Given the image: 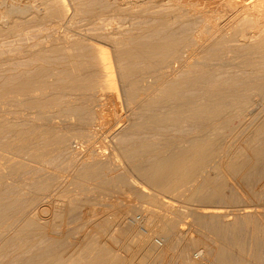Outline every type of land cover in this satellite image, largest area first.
<instances>
[{"label": "bare ground", "instance_id": "obj_1", "mask_svg": "<svg viewBox=\"0 0 264 264\" xmlns=\"http://www.w3.org/2000/svg\"><path fill=\"white\" fill-rule=\"evenodd\" d=\"M66 1H69L70 2V5L69 6H71L72 8L71 7L68 8V5H66ZM104 1L106 3L107 2L108 3L110 2V4L104 5V3H105ZM96 2H98V3L100 2L101 4L98 5V3L96 4ZM70 10L72 11V15H73L74 18H77V17H83V18L85 17V18H87L86 21H88L89 23H91V26L93 24V27L92 28H94V26H96L95 24L99 20L102 21V18L103 17L110 16V15H113V17H117L116 15H119V14L122 15V14H125V13L126 14H128V13H131V14L132 13L133 14L136 13V14H134L136 16L137 15V12L136 11H138L139 12V16H137L136 18H138V20L139 19H141V20H139V22L136 23L138 25L134 24L136 27L133 28V26H131L133 28V30L131 29V27H129L130 28L129 30H128L127 26L124 27V30L126 32L128 31V34L126 35V33L125 34L123 33L125 37L123 36L122 39H120L119 37H115L117 35H115V36L113 35L115 37L114 38L112 36L113 30L111 32L112 33L111 34V37H110V32L109 31H108L109 34L107 32H105L106 30L104 31L105 33L102 31V33L105 34V37L106 36H109L111 39H112V37L115 39V41H114V39H113V41H109L110 39L108 37H106L107 39H105L106 41L109 39L106 43L108 44V42H111V43H109V45L111 44L113 46V48L116 49L115 50V56L113 57V59L115 61L113 66H112L113 62L111 61L108 52H106L105 50H103V48L98 47V46H100L98 44H97L98 46H96V47H95V45L93 47H91L92 49L89 48V46H88V48H89L88 49L87 46H86L87 51L81 52L82 51V47H80L81 45H79V41H73L72 38H71V41H70L69 40V37L66 34H64V36L63 35L62 36H59V38H57L58 37L57 36L56 39H55V37H53L54 38L53 41H52L53 43H51V44H53L54 46H59V47H61V49H63V48H65V49H72V50L75 49L73 51V53H72L71 50H70L71 52L70 51L68 52V51H65L64 50L65 52H67L66 54L70 53L69 54L70 56L68 57V59L70 61L67 59V56L68 55H65L66 57H64L66 63H67V60H68V62H70L71 64H73V68H74L73 69L70 66L69 72H71L70 69H73V71L79 70V68L81 67V65L84 64V70H86V71L88 70V72L90 71L89 74L87 73L88 76L85 77V73L86 72L84 73V75H80V73H81L80 70L82 68H80V70L78 71V73L71 72V74H69V72L67 73V70H66L67 67H66V68H63V69L66 70L65 73H64L65 70L61 69V70H63V72L61 71V73H64L63 75H65L66 73L69 74V75H72V73H73L75 75V73H76V75H80V76L77 77V79L79 77L81 79V76H83L82 77V80L83 81L80 82L78 80V81H75L76 83L75 82L73 83V81H72L71 84L69 83L70 84L69 86H65L62 82H61V84H63L64 86H61L59 84V82H58L59 85L56 84V86H54L55 83H57L56 81L53 82L54 84H51L49 82L50 85H48V86H50V87H51V85L54 86V87H58L59 86V93H60L59 95L62 94V95H64V97L69 96V97H71V101L70 100L66 101V99H65L66 102L63 103V99L64 98H61L62 100L61 99H59V100H61L62 103H60V101H58L60 103V104H58V102L55 101L57 99L56 98L54 99V96L53 97H50L49 96L50 98L54 99V102H52V100H49L50 98H48V97L47 98L44 97V98H46V99H44V100H46L45 102L43 100L44 103L43 102L42 103L36 102V101H34L35 100V95H33V94H35L37 92L36 91L37 90L36 89L37 88L36 87L37 84H36L35 87H33V89H32V87H29L28 85L27 86L24 85L23 88L19 87L21 89L18 88V90L16 91V94L14 95L15 97H10L11 94L10 95L8 94L9 95V97H7L8 99L6 98L7 95L0 96L2 98L5 97L3 102H6V105L7 106L11 107L10 106V104H11L15 108H17V107H19V108L23 107V109L24 110L26 109L25 111L27 112V109L30 111L33 108L34 109L32 111H34L35 108H38V105L40 104V105H43L44 107H46L48 109L55 110V112H53L51 114L47 113V114H49V117L47 118L48 120L45 119V120H47V122H45L44 120H41L42 119L41 117H42L43 112H42V114H40V112L38 113V111L40 109L42 111V108H44V107H42L39 110H37L36 113H37V115H39V114L41 115V117H39V119L42 122L48 124V123H52L53 122V119H56V120L59 119V121L63 124L65 122L72 121V119L74 120L75 118H79L80 120L82 119L80 121V126L82 128H84L86 131H88V132L90 131V133H93V135H94V133L96 134L97 132H99V130L102 129L100 127V125H102L101 123L103 122V120L106 121L105 119H107L106 118V114H108V113L104 112V109H103L104 102L102 104H100V103L102 101H104V99L106 100V98H105V96H106L105 91L106 90H109L110 91V89H111V91L114 90L112 92H114L117 97L114 96L113 93H111V94H113V96L115 98H117L116 100H118V101H120L119 100L120 97H121L120 94L122 93V96L125 99V102L127 104L125 102H123V103H125L128 106L127 107L126 105H123V103L122 104L120 103L121 105H123L122 106L123 108H124V106H126L127 108H129V106H130L129 109H133L136 112L138 111V113H136L134 111L133 112H130L131 114L132 113L133 114L134 113L135 114H138V116L140 118L143 116L142 117L143 118L142 121H141V119L139 117L136 116L137 118H136L135 121H137L138 123L133 122V123H136V127H135V130L136 131L143 130V131H141V134H142V132H144V129H141L143 127L144 128L145 127L146 128L147 127H150V128L155 127L152 130H154V129L156 130L157 128L159 130V126L162 128L165 125H169V127H170V125L171 126H174L175 124L176 125L184 124L185 121H186L185 122V124H186V123H189L190 120L192 122V120H194V119H196L198 121L199 120L202 121V123H204L203 124V127H199V129L201 128V130L199 132L196 130L198 133L195 134V135L192 133L193 135H191V136H188L187 135L186 137L183 136L181 138H176L177 137L176 136L175 137V140L174 139L171 140L172 139L171 135L169 136V138H171L170 140H165L164 139L165 136H161V137H163L161 139L162 140L163 139L165 140V141L163 140V142H162V140L161 141L158 140L159 142L156 140L157 141L156 142L153 139V137H152V140L150 139L151 137L150 138L147 137V139L144 137L146 139V141L142 140L141 141L142 143L141 142L140 143H137V144H135V145L127 148L126 150L124 149V147H127V146L126 145L124 147L122 146V148H123L122 149L123 151L121 152L122 153V157H125L128 160L131 159L132 157H134L135 160H133V159L130 160V161L134 162V165H136V160H137L136 157L137 158H140V161L143 160L142 161L143 164H142V162H141V164H139L137 162L138 168H136L137 167V165H136V167H135L136 170H135V168H132V169H133V171L138 172L140 174V176L142 177V179L144 178L146 180V183L143 180L142 181L148 186L149 189L152 190V194H150L149 195V198H147V199H149L152 204H155V203L158 204V202H160L163 207L164 206L165 207L166 206H170L169 205V203H170L169 201L170 200L169 201H167V199L164 200L167 195H172V198L173 199L176 198L175 195L176 196L178 195L177 196L178 197L177 200H178L179 197H180L179 195H182L181 193H183L182 191H186L187 192V190H188V193L189 194L187 195L185 193L186 195L185 196H182V197H184L183 198V200H184L183 202L185 204H187V205H190L191 207H192L193 203H195V202L201 203L203 205V204L212 203V201H214L215 199H217L220 196V193H221V187H220L221 185L220 186L219 185L217 186V183H216V185H214L216 187H214L212 185V179L210 178L211 177L210 175H208L210 177H208L207 175L206 176L205 175L202 176L203 175L202 172L208 167V164L210 162L219 160V161L213 162L214 166L217 165L218 167L217 166L216 167L219 168V170H221L220 171L221 173L224 172L228 176H233L236 173L247 172V171H250V170L254 169V166L257 163H260L261 161L264 160V143H262L263 145H261L260 147L259 146L258 147L255 146L254 147L255 141L257 142L256 139H259L258 136L260 134H263V136H264V133H262L264 131V125L257 127V129H255L256 128L255 127L254 128L255 130H252L251 129L254 132H252L253 134H250V133L249 134L250 135H253V136L248 135L250 137L249 138L246 137V139L248 138L247 140L244 139V140H246V147L242 149L239 146V148L241 149L240 150L241 152H238V153H235V154H231L230 151H229L230 149L227 150V148H229L230 145L229 146L227 145L226 148L224 147L225 148L224 150L218 149L219 148L218 145L220 146L223 143V141H224L223 139H225L224 138L225 135L230 140V142H229V140L226 138L227 139V142H229L230 144H232V143L234 144L237 141L236 139L240 138L241 136L244 137L243 134H246V130L249 131L250 128H253L254 127L253 126L254 124L252 125V122L253 121H251L252 118H250V116H249L250 113L249 114L247 113L250 108L253 109V106L250 107V103L251 102L250 103L249 102H244L245 100H242V99H245L246 98V99H249L248 101H250V97L249 96L253 95V94H250L252 91L256 92L257 95L256 94L255 95L257 97L260 96V99H264V0H0V35H2L4 33V30L6 29L5 26H7L8 29L10 28L12 30V31L10 30V32L13 33L14 30H16V29L19 30V28L21 26H23V25H30V24H34V23H37L38 24V23L44 22V21H46L48 19L49 20H51V19L54 20V18L55 19L56 18L57 19L60 18V19L57 20V22H59V20H60V23L59 24L57 23L59 25V27L58 26H56V27H58L59 29H62L64 26H68V24H66V23L63 24V21H70L69 20L70 17H69V19L67 18L70 15V13H71ZM134 15H133V17H134ZM72 21H74V20L72 19ZM95 21H96V23H95ZM100 21L98 22V24L100 23ZM88 22H87V24H89ZM42 26L44 27V25H42ZM71 27H72V25H71ZM79 27H80V25H79ZM79 27H78V29H79ZM40 28H41V26H40ZM51 28H55V25H54V27H51ZM96 28H98V27H96ZM102 28L104 29V27H102ZM125 28H127V30ZM99 29H100V27H99ZM120 29L121 28H119L118 30L119 31H123V29L122 30H120ZM37 30L38 29H36L35 31L38 32ZM45 30H47V29L44 28V31ZM65 30L68 31L67 29H65ZM85 30H84V33H86V35H87L88 32H85ZM89 30H87V31H89ZM96 30H98V29H96ZM130 30H132V31H130ZM91 31H94V30L91 29ZM98 31L100 32L101 29L98 30ZM80 32H82V31H80ZM95 32L97 33V31H95ZM5 33H7V31ZM25 33H29V32L27 31ZM64 33H67V32L64 31ZM92 33L93 32H91V34ZM120 33H122V32H120ZM135 33H137V34H135ZM88 34L91 35L90 33H88ZM11 35H15V33L14 34H11ZM19 35H20V33H19ZM99 35L101 37V32L99 33ZM99 35L97 37L98 39H99ZM8 36H9V34H8ZM33 36H34V34H33ZM94 36H92V37H94ZM96 36H97V34H96ZM85 37H87V36H85ZM45 38H46V35H45ZM117 38H119L120 40L116 41ZM81 39H82V36H81ZM95 39H96V37H95ZM101 39H102V42H103V38H101ZM50 41H49V43H50ZM82 42H83V40H82ZM89 42H90V40H89ZM88 43H86V44H88ZM16 44H17V42H16ZM42 45H43V43H42ZM47 45H49V44H47ZM47 48L48 47H46L45 50H47ZM52 48H54V50H55V47H52ZM76 48L77 49L78 48L79 49L81 48L80 49V52L81 53H85L83 55L81 54L82 55L81 56L82 58H80V55L78 53V50H76ZM50 49L51 48H49V50ZM52 50L53 49H51V51ZM57 51L59 52L60 50H57ZM64 51H62V52H64ZM75 51H77L76 52L77 54L75 53ZM30 52H31V49H30ZM62 52H60V53H62ZM28 53H29V51H28ZM41 54L44 55L43 52ZM34 55H36V54H34ZM46 55H47V53H46ZM63 56H64V54H63ZM63 56H61V57L63 58ZM51 57H49V58L51 59ZM6 58H5V60H6ZM21 58H22V55H21ZM36 59H39V57L35 58V60ZM54 59H55V57L52 59V61ZM57 59H61V58H57ZM78 59H81V61L86 60L87 62L86 63H83V62H85V61H83L82 64L80 65L79 63L81 61L78 62V63L76 62V61H78ZM17 60H15V61H17ZM15 61H13V62H15ZM20 61H21V59H20ZM43 61H45V60H43ZM62 61L63 60H61V62ZM1 63H2V61H1ZM66 63L65 64L63 63V65H66ZM25 64H26V62H25ZM123 64H125L124 67H122ZM137 64L138 65L141 64V65L138 66ZM17 65H19V64L16 63V67H17ZM20 65L22 66L23 64H20ZM115 65L117 66V70H118V67H119L118 65H120V67H119L120 70H118L120 72H118V71L116 72V70H115V72H116L115 73L113 71V68H114ZM31 66H32V63H31ZM67 66L69 67V63H68ZM136 66H137V68L138 67L139 68L137 69ZM12 67H15V66H12ZM18 67H20V66H18ZM85 67L87 69H85ZM48 68L50 69V67H48ZM233 68H239V70L242 69V68H244L246 71H248V72H246L244 74V75L247 76V78L244 79V80H248V79H250L251 81L254 80V82H252L251 85L248 86V84H247V86H248L247 89H248L250 95L249 94L248 95L246 94L247 97H245V98H243L245 96L244 95V92H243V97H242V96H239V95H242V92L240 93V90H237V91L235 90L234 91L233 90L234 88L233 89L231 88L234 85V83H233L232 86H230V84H229V86H230L229 89H231V92L230 91L229 92L231 93V95H228L229 92H226L225 91V88L226 87H224V89L222 88L226 83H228V82H224V81H229V82L230 81H234L235 82L236 79L240 78L238 76H241V74L238 75V73L232 72V69ZM42 70H44V69H42ZM57 70L58 69H56V71H55V68H54V71L52 70V73L54 72V74H53L54 75L53 76L54 78H55V73H58L59 72V71L57 72ZM24 71L26 72L25 69H24ZM81 71L83 72V70H81ZM14 72L16 74V71H14ZM14 72H13V74H14ZM27 72H29V71H27ZM45 72H46V69H45ZM117 73H120L119 74V76H120V80L119 81H121L122 84H123L122 85V88H121L122 89V92L120 94L116 90L117 89L116 87H117V85L119 83L117 82L118 83L117 84L116 81H115V78H114V75L117 74ZM26 74H25V76H26ZM51 74L49 75V73H48L46 75L48 77V75L51 76ZM20 75H22V77H23V78L22 77L20 78L21 81L23 79H25L24 78L25 76H23V74H20ZM39 75H40V73H39ZM69 75L67 77L64 76V78L70 79L69 78ZM244 75H242V76L244 77ZM8 76H10V75H8ZM56 76H57V74H56ZM242 76H241V78H242ZM17 77H18V75H17ZM17 77H15L14 80H13V77H12V79L10 77H8L9 80L6 79V77H5L4 79H6V81L7 82L9 81V82L8 83L5 82V81L4 82L7 85H9V84H11L10 82L12 80L14 82H15V80H18V79H16ZM51 77H49V78L51 79ZM59 77H60V80L63 78V77L61 78V76H59V75L56 78L59 79ZM70 77H72V76H70ZM30 78H31V76L30 77H27L28 80ZM40 78H43V77L41 76ZM54 78H52L53 81L56 79V78L55 79ZM1 79H2V77H1ZM27 79L25 80V83H26ZM50 79H46V80H43V81H45V82L48 81V80L50 81ZM71 79L70 80H67V81L69 82V81H71ZM19 80H18V82H19ZM75 80H76V77H75ZM30 81L32 82L33 79L32 80L30 79ZM61 81L64 82L63 79ZM211 81H214V82H217V81L222 82L223 81L225 84L223 83L224 85L221 86V88L225 92H223V90L221 91V89H220V85L221 84L220 85H217V83H219V82L214 83L217 86V87H214L215 85L212 84ZM240 81L241 80H238V82H240ZM22 82H24V81H22ZM51 82H52V80H51ZM77 82H79V83H77ZM209 82H211L212 85L210 84V86H207ZM235 83H237V81ZM244 83L245 82H243V84ZM27 84H28V81H27ZM34 84L35 83H33V84L31 83L32 86ZM46 84H48V82ZM249 84H250V82H249ZM11 85H14V83L11 84ZM21 85H23V84L21 83ZM242 85H241V87H242ZM3 86H6V85L4 84ZM17 86H19V85H17ZM236 86H238V85H236ZM247 86H244V88L247 87ZM50 87H49V89H50ZM54 87L53 88L51 87L52 88V91L53 90L56 91V89H54ZM228 87L226 88L227 90H228ZM9 88H10V86H9ZM11 88H13V86H11ZM34 88H35V90H34ZM41 89H42V86H41V88H39V91ZM241 90H243V89H241ZM189 91H192V92H190L191 93L190 94L191 97L187 96V93H189ZM193 91H195L196 94L198 92V97L197 96H192L193 94H195V93H193ZM233 91L236 94L235 93H232ZM238 91H239L240 94L237 93ZM38 92H37V94H38ZM42 92L45 93L44 90ZM51 93H53V92H51ZM225 93H227V94H225ZM45 94H47V93H45ZM59 95H57V96L59 97ZM42 96H43V94H42ZM42 96L40 98L43 99ZM51 96H52V94H51ZM2 98H1V101H2ZM230 98H231V100L233 99V101H234V98H235L236 99V101H234L235 103L233 101H231ZM124 99H122V100H124ZM224 99H227V100L229 99L232 103H234V104H232V107H229L230 110L225 105H223V103H220ZM251 99H252V97H251ZM37 100H38V98H37ZM223 102L225 103L226 100H224ZM243 102L245 103V105H246V103H248L249 105L247 104V106H249L250 108L248 107V109H247L246 108L247 106H245ZM3 104H5V103H3ZM117 104L115 103V106ZM243 105L245 106L244 108H242ZM118 107H120V106H118ZM224 107H226V109ZM0 108H1V106H0ZM15 108L11 107L9 109H15ZM46 108H44V109H46ZM127 108H126V110H128ZM21 109H20L21 112H18V110H14L16 112V115L19 117L18 120L21 119L20 118V116H21L20 113H22L24 111V110L22 111ZM244 109H247V111L244 110ZM7 110H5V112H7ZM114 110H115V108H114ZM10 111H12V110H10ZM111 111H113V110H111ZM249 111L251 112V110H249ZM26 112H24V113L26 114ZM44 112H47V110H45ZM103 112H104V114H103ZM128 112H129V110H128ZM253 112H254V110H253ZM36 113L35 112L34 113L32 112V113H30V115L33 114V116H34V114H36ZM139 113H141V114L139 115ZM12 114H13V112H12ZM12 114H10V115L12 116ZM14 114H13V116H15ZM89 114L90 115L91 114L92 115L95 114V117L97 115V119H95V118L92 117V120H90L89 119L90 117H88ZM7 115H9V114H7ZM27 115H29V113ZM110 115L111 114H109V116ZM112 115H111V117H112ZM115 115L117 116V114H115ZM115 115H113V116H115ZM119 115H120V113L118 114V118H121V117H119ZM134 115H132V116H134ZM246 115L249 116L250 119L248 117H247V119H249V122L251 121L250 123H251L252 127H250L249 123L246 122V119L244 120V118H242L245 122L241 119V117H243V116L246 118ZM17 116L15 117L16 119L18 118ZM252 116H253V114H252ZM29 117H31V116H29ZM34 117L36 118L37 116L35 115ZM15 118L13 117L12 121ZM24 119H25V117H24ZM30 119L28 118V120H30ZM94 119L97 120L95 123L92 122ZM116 119H117V117H116ZM138 119H140V120L138 121ZM240 119L242 120V122H241ZM15 120H14V122H15ZM26 120H27V116H26ZM6 121H8V120H6ZM27 121H25V123ZM110 121H112V120L110 119ZM14 122H12V123H14ZM57 122L58 121H56L55 123H57ZM243 122H244V124L245 123L248 124L250 128L249 127H246L248 125L245 124L246 125L245 127L246 128H249V129H246L244 127ZM31 123H33V122H31ZM106 123H108V122L106 121ZM116 123L119 124L120 122H116ZM5 124H6V122H5ZM109 124L108 125L107 124H104V126L102 125V127L105 128L107 126H110ZM200 124H201V122H200ZM9 125H11V123H9ZM9 125H8V127H10ZM17 125L15 124L16 127H17ZM23 125L25 126V124H22V126ZM43 125L41 124V127ZM56 125L57 124H55L54 126L55 127H58ZM2 126L3 125H1V123H0V130L3 129ZM22 126H21V130H22ZM48 126H49V124L46 125L45 127L43 126V130H44V128H46L45 130H48V131H45L44 130L45 131V134H46V132L48 133L50 131L48 129L49 128ZM51 126L53 127V125H51ZM137 126L138 127L140 126L141 128L139 127V129H137ZM193 126L195 127V125H193ZM12 127H14V126H12ZM31 127L32 128H30L29 130H32L33 128H35V123H34V127L33 126H31ZM38 127H40V125ZM38 127H36V130H33V132L34 131H36V133L38 132V135L40 133L43 134V131L42 130H41L42 132H39V130H40L41 127L40 128H38ZM129 127H130V125H129ZM183 127H184V125H183ZM37 128H38V131H37ZM74 128H77V126L74 127ZM74 128H73V130H74ZM161 128H160V130H161ZM191 128H192V126H191ZM50 129H51V127H50ZM118 129H120V128H118ZM168 129H170V128H168ZM171 129H172V127H171ZM197 129H198V127H197ZM21 130H18V128H17L16 132L18 131V133H15L14 132L15 135H13V136L16 137V138L13 139V140H15V141L12 142V140H11L12 136H11L10 137L11 142L8 139L7 141H9V142L8 143L7 142L6 143L3 142L4 143V147L2 146L3 148H1V147L0 148L1 149H4L5 148L6 150H3V151H6V153H8V154L10 153L11 156L13 154L14 155L17 154L16 156H18L20 154L28 162H30L29 160L32 161V159H37L38 160L39 158H40L39 160L41 162V157L43 156V153L39 154V152H45V151H42L41 150V148L43 147L42 146L43 143L42 144L41 143L40 144L38 143V142H41V139L38 140V141H36L38 143V145L35 144L32 147V148H34L37 145V147L38 146L39 147H38V149H36L37 147H35V149L36 150H41V151H39V152L37 151L38 153L37 152H35V153L34 152H31V150H30L31 149V144H32L33 139H35V138H33V137L31 138L29 136L30 133H28V135H25L23 133H19V131H21ZM55 130H56V128H55ZM165 130H167V129H165ZM182 130H183V128H182ZM182 130H180V131H182ZM12 131L10 132L11 134L13 133ZM25 131H26V129H25ZM28 131H26V132H28ZM130 131H128V134H129ZM167 131H169V130H167ZM174 131H173V133H174ZM22 132H24V131H22ZM26 132H24V133H26ZM147 132L145 131L144 133H147ZM2 133L4 134V131ZM36 133L35 134L34 133L32 134V131H31V134L33 136L34 135L36 136ZM51 133H54V132H49L50 135H51ZM62 133H63V131H62ZM67 133L65 135H67ZM73 133H74V131H73ZM144 133L142 135H144ZM223 133H225V135ZM227 134L229 136H227ZM73 135H75V134H73ZM73 135H70V137H72ZM129 135H132V134H129ZM176 135H178V134H176ZM182 135H184V132L182 133ZM137 136H138V134H137ZM140 136L141 135H139L138 137H140ZM246 136H247V134H246ZM39 137L41 138V135L38 136L35 140L39 139ZM55 137H59V136H57V135L56 136H51V138H53V142L54 141L56 142L57 140L60 139L61 144H65L67 142L69 143V141L63 143L65 141L64 139L66 138V136H64V137L61 136L64 141L61 138L54 139ZM178 137H180V136H178ZM222 137H223V139H222L223 141L221 142L220 139ZM242 137L239 140H241ZM43 138H44V136H43ZM81 138L82 137H80V139ZM89 138H91V137H89ZM107 138H109V137H107ZM158 138H159V136H158ZM75 139H76V137H75ZM105 139H106V137H105ZM148 139L150 141H148ZM66 140H67V138H66ZM81 140L84 141L83 139H81ZM98 140H100V139H98ZM234 140H236V141L233 142ZM71 141H73V140L71 139ZM238 141H237V143H238ZM261 141H263V140H261ZM33 142H35V141H33ZM42 142H44V140ZM49 142H48V144H49ZM55 142H54V144H57L58 143V141L56 143ZM78 142H79V140H78ZM85 142H83V143H85ZM133 142L135 143V141H132V143H130V144H133ZM219 142H221V144ZM86 143L88 144V142H86ZM229 143H227V144H229ZM61 144L58 143L57 144L58 147L55 146L54 148H57L58 149L60 147L59 145H61ZM244 144H245V142H244ZM1 145H3V144L1 143ZM46 145H47V143H46ZM66 145L67 144H65V146ZM96 145H98V144H96ZM224 145H225V143H224ZM45 146H44V150H45ZM99 146H100V144H99ZM243 146H245V145H243ZM91 147H93V146H91ZM91 147H90V149H91ZM46 149H49V148L46 147ZM85 149H87V148H85ZM231 149H232V147H231ZM3 151H2V153H4ZM82 151H83V149H82ZM92 151H94V149ZM48 152L49 151H47V155H48ZM246 153H249V157H247L246 159H244V156H247ZM20 155L18 157H20ZM77 155H79V154H76V156ZM1 156H4V155L2 154ZM16 156H15V159H17ZM103 156L104 155H102V157ZM5 157L6 156L2 157V159L8 160L7 157L6 158ZM44 157H45V155H44ZM72 157H73V155H72ZM84 157H85V154H84ZM89 158H90V155H89ZM13 159L14 158H12V161H13ZM90 160L92 161V159H90ZM73 161H75V160L73 159ZM86 161H88V160H86ZM116 161H119L120 162V160H118V159ZM17 162H18V159H17ZM43 162L44 161L42 159V163ZM81 162H83V161H81ZM20 163H21V160H20ZM84 163L82 165H84ZM96 163H97V161H96ZM108 163H109V161H108ZM1 164H3L2 161H1ZM14 165L15 164H12V165L10 164V169L12 168L11 166L14 167ZM19 165H21V164H19ZM41 165H43V164H41ZM82 165L80 164V166H82ZM85 165H87V164H85ZM94 165L95 164L92 163L91 166L87 165L89 167L85 166V167H87L86 168L87 170L84 168L85 169L84 171L77 169L79 172H77V170H76V173L77 174L76 173H75L76 175L73 174L75 176H73L74 179L72 178V180L75 181V185L77 186V188L80 187V189H82V188L84 189L85 186H86V184H88L89 182L91 183L92 181H96L95 184H94V185H96V183L98 181H100V180H98L99 177L96 178L97 177V174L99 173L100 175H102L101 173H103L104 171H106V168H105L106 166L104 168H102V167H99V165L97 163L95 165V167L98 165L97 168H95V167L92 168ZM107 165H109V168H110V163L107 164ZM17 166H15V167H17ZM211 166L212 165L210 163V167ZM214 166H213V168H214ZM8 167H9V165H8ZM15 167H14V169H16ZM20 167L21 166L17 167V169L19 168L18 169L19 171L21 170ZM90 167L92 169H90ZM210 167H208V168H210ZM217 168H214V169H216L218 171ZM110 169H108V170H110ZM31 170H36V168L35 169H31ZM37 170H38V168H37ZM3 171H5V170H3ZM17 171H16V173L13 171L14 174L12 172H11V174H13L15 176V174L19 173ZM72 171H74V170H72ZM18 175L19 174H17V176ZM114 176H116V179L113 182H111V183H108V181H102L101 180L102 181L101 182V185H103L104 187H100L99 190H101V188H104V189H102L103 190L102 192L105 191L106 193H109L110 192V189L111 190H116V191L124 190L123 188L126 187L127 185H129V183H130L129 181L130 180H129V177L126 174H120V175L114 174ZM11 177H12V175H11ZM20 177H22V176H20ZM51 178H53V177H51ZM99 179H102V176ZM3 180L4 179L1 178L0 179V182L1 181L3 182ZM71 182H73V181H71ZM215 182H216V180H215ZM3 184H2V187L4 186ZM131 184H132V182H131ZM70 185H72V184L69 183V186ZM222 185H223V183H222ZM87 186H89V185H87ZM87 186H86V188H87ZM140 186H138V187H140ZM48 187H51V186H48ZM97 187H99V186H97ZM45 189L46 188H44V190ZM27 190H28V188H27ZM35 190H37V188ZM55 191H56V189H55ZM107 191H109V192H107ZM45 192H46V190H45ZM73 192H75V191H73ZM148 192H146V193H148ZM54 193L52 192L51 194L55 195ZM141 194H142V192H141ZM142 198H143V196H142ZM15 199H17V198L15 197ZM43 199H44V197H43ZM143 199L145 200V198H143ZM17 200H19V197H18ZM179 200H182V199H179ZM68 202L70 203V200ZM74 202L72 201L73 204L77 205L76 204V201H74ZM72 203H71V205H72ZM0 204H1V202H0ZM71 205L68 206L69 208H67V210L70 209V206ZM75 205L74 206L72 205L73 207L71 208V211H69V212H72L75 209ZM78 205L76 207H81V205L80 206H78ZM17 206H18V204H17ZM19 209H21V208H19ZM120 209L117 212L118 213V219L119 220L120 219L122 220V219H124L122 217L124 215H126L127 213L125 214V212H126L125 209L124 210H122L123 208L121 210ZM200 209H201V207H200ZM21 210H23V209H21ZM166 210H168V208ZM26 211L24 212L25 215H26ZM40 211H41V209H40ZM42 211L40 213H42ZM168 211L169 212H167V213L165 212L164 214H162V217H160L161 219H159V217H158L159 214L157 215V213H156L155 215H157V218L162 223L160 226L159 225L158 226L161 227V230L162 231H164L163 233H167V235H170V233H172V235H173V232L175 230H177V223L178 222H177V219H176V217H177L176 215H178V214H176V212H175V214L173 212H170L171 210H168ZM20 212H22V211H20ZM187 212H191V211H187ZM219 212L220 211H218V213ZM9 213H10V211H9ZM53 213H55V212H53ZM67 213H68V211H67ZM117 213H115V214H117ZM154 213L152 212V214H154ZM207 213H211V214H208L207 215L208 217H211V215H214V214H215V216L222 215L221 212H220V215L219 214L217 215V211L216 212H213V213L206 211V214ZM22 214H23V212H22ZM24 214L21 215V213H20V216L19 217H17L18 216L17 215L16 218L14 217V218H12L9 221V219L11 218V216H10L11 214H10L9 215L10 218L8 219L9 222L8 223L6 222L7 224L4 227H2V229H0V231L2 232V233H0V235L2 236V237H0V255L1 256H2V254H4L5 251L6 252L8 251L7 250L8 248H10V247L13 248L14 244L19 239H23L24 238L26 240L27 239L29 240L30 237H39V238H41V236H43L46 233V232L44 233V229L45 228H43V226H42L41 223H38L37 222L38 221L37 219H35L34 217L33 218H29V217L24 218V216H25ZM47 214H48V212H47ZM68 214H70V213H68ZM152 214L151 215H148V217L149 216H152V218L155 219L156 216L154 217V215H152ZM52 215H53L52 216V218H53L55 215L54 214H52ZM58 215H59V213H58ZM182 215H183V213H182ZM27 216H28V213H27ZM159 216H161V215H159ZM61 217H63V216H61ZM152 218H148V219H151L152 220V223H153L154 219H152ZM58 219H61V218L59 217ZM115 219H117V218H115ZM247 220H248V218H247ZM249 220H251V219H249ZM248 221H246V222L249 223ZM115 222H117V221L115 220ZM155 222H157V224L160 223V222L158 223V221H155ZM147 223L149 224L148 221H147ZM1 224H3V223H1ZM45 224H47V223H45ZM119 224L121 225V223H119ZM125 224H127V223H125ZM131 224H129V225H131ZM225 225H226V223H225ZM256 225H255V227H256ZM52 226L50 225V227H52ZM251 226H252V224L250 225V227ZM259 226L261 227V225H259ZM259 226H258V228H259ZM119 227L122 230L121 231L119 230L120 233H117V234H119V237L117 239H119V238L124 239L125 238L124 240H127L126 238H130V239L137 238V235H135V233H132L130 227L127 228V225H126V228L125 229L124 228H121V226H119ZM124 227H125V225H124ZM179 227L182 230L181 226H179ZM211 227H212V224H211ZM216 227L217 228H215V226H214L213 232L217 236V237L215 236V238H217V239L219 238L216 241H218L219 243H221V245L220 244L217 245L216 246V249L213 247L215 251L213 250L212 252H215V254H216V255H214V258H216V260L214 259L213 261H216L217 262V263L215 262L216 264H230L231 263V260H230L231 254H230L229 251L232 250V249H230V250L228 249L229 246L227 247L228 243H226L227 240H225V233L227 231H226V229L225 230L224 229L223 230H219L218 229V225ZM246 227L250 228L249 226H246ZM132 228H133V226H132ZM219 228H221V227H219ZM45 230H47V229H45ZM138 230H140V229H137V233L140 232ZM233 231H232V233H233ZM149 233H146V234H148L147 235L148 237H150ZM256 233L259 234V230ZM4 234H6V235L3 237ZM139 234H141V233H139ZM175 235H176V233H175ZM181 235H183V233ZM177 236H179V234ZM141 238H143V237H141ZM212 238H214V235H213ZM243 238H244V236H243ZM147 239L148 240H140V242H138L137 244H135V242L132 240V242H134V243H132V242H130V243L134 244V246L133 245H130L128 243L131 240H129L128 242L126 241L127 242V245L129 244V249L127 248V250L129 251V250L132 249V251L134 252L133 253V256L135 254L137 255V258L136 259H134L133 256H132L131 259L129 257L128 258H123L124 256L126 257L127 255H124L122 257V254H121V256H119V257H122L121 259L115 258V257H111L110 256V252L108 250H106V248H105L104 252H102L100 250L101 253H102L101 255L93 256L91 254L90 249H88V247H86L85 244L83 245L84 247H82L81 250L78 249V251L80 253H78L77 256L75 254L73 256L74 258L73 257L70 258V259L68 258L67 260L64 259L65 257L63 258L62 255H60V253H59V255H57L56 253H53V251L55 249L53 251L50 250L51 252L48 253V254L53 253L54 255H44L43 254V256H42V255H39V253H38L39 251L36 254V252L34 253V251L32 252L30 250L31 248H29V247L32 246V245L29 242L31 240H29V242H28V240L25 241V242H27V244L25 243L26 246L28 245V243L30 245V246L27 247L28 250H29L28 253H27V250L26 249L23 250V248L22 249L21 248H18V249L21 250V252H18V253H21L22 258L20 257L21 255L17 253V251L14 250V253L15 254L17 253L22 260L23 259H27V257L28 258L30 257V259L32 260L33 259V257H32L33 255H31V254L37 255L36 256V257H38V258H36L37 260L34 257V259L36 260L34 262L35 264H148L150 258L152 259V257H155L156 259H159L160 257L158 258V256L159 255H162L164 251H162V254H160V252H158V249H157V247H158L157 244L158 243L156 244V242L153 239H151V238H147ZM196 239H193V240H196ZM261 239H264V238H261ZM33 240H36V239L34 238ZM41 240H43V237H42ZM172 240H173V238H172ZM173 241H175V240H173ZM220 241H222V242H220ZM241 242H242V240H241ZM87 243L89 244V241H87ZM123 243L125 244V242H123ZM166 243H167V241H166ZM254 243H256V242H254ZM33 244H34V241H33ZM88 244H87V246H88ZM91 244L93 245V247H95V245H97L96 243L94 244V243H91V241H90V245H89L90 248H91ZM240 244H238L239 245V249H240ZM45 245H46V243H45ZM121 245H122V243H121ZM191 245H194V244H191ZM234 245H237V242ZM35 247H36V245H35ZM39 247H40V244H39ZM97 247H98V245H97ZM97 247H95V248H97ZM121 247H123V246H121ZM43 248L44 247H42V249ZM53 248H54V246H53ZM68 248H70V247H68ZM76 248H77V246H76ZM38 249L39 248H37V250ZM45 249H46V247H45ZM47 249H49V248H47ZM124 249H126V248H124ZM169 249H171V247L168 246V250ZM245 249H246V245H245ZM257 249H258V247H257ZM74 250H76V249H74ZM242 250H240V251H242ZM30 251H31V254H30ZM113 251H114V249H113ZM236 251H238V250H236ZM255 251L256 250L254 248V252ZM126 253H128V252H126ZM236 253H238V252H236ZM23 254H26V255H29L30 254V256H26L25 255L26 257H24ZM41 254H42V251H41ZM138 254L140 256H138ZM244 254H246V253L244 252L243 255ZM257 254H258V252H257ZM115 255H116V253H115ZM239 255H241V253ZM256 255L254 257H256ZM258 255H257V257H258ZM117 256H118V254H117ZM163 256L164 255H162L161 259H159L160 261L163 260L162 259ZM236 256L238 257V255H236ZM233 257H235V254H234ZM233 257H231V258H233ZM252 257H253V255H252ZM254 257H253V260L255 259ZM244 258H246V257H244ZM34 259L32 261H34ZM238 259H239V257H238ZM229 260H230V263H229ZM263 260H264V258H263ZM7 261H9V260H7ZM152 261H150V262H152ZM235 261H236V259H235ZM248 261H246V262H248ZM10 262L9 263H4V264H11ZM154 262L155 261H153L152 263L154 264ZM232 262H234V260ZM23 263L28 264V262H23ZM34 263L32 262L31 264H34ZM236 263H238V261ZM259 263H260V261H259ZM247 264H249V262Z\"/></svg>", "mask_w": 264, "mask_h": 264}, {"label": "rangeland", "instance_id": "obj_2", "mask_svg": "<svg viewBox=\"0 0 264 264\" xmlns=\"http://www.w3.org/2000/svg\"><path fill=\"white\" fill-rule=\"evenodd\" d=\"M69 1H66V5H68V8H70L71 6H69L70 5V2L68 3ZM105 2V1H104ZM103 2V3H104ZM98 2H96V4H97ZM106 3V2H105ZM104 3V5H107V4H110V2L108 3H106L105 4ZM101 3L99 2L98 3V5H100ZM103 5V4H102ZM101 5V6H102ZM72 8V7H71ZM72 10V9H71ZM70 10V15L67 17L68 19H69V17H70V21H63V24L64 23H66V24H68V26H64L62 29H59L58 27H59V23H60V20H59V22H57V20L58 19H60V18H54V20L53 19H51V20H46V21H44V22H40V23H34V24H30V25H23V26H21L20 28H19V30L18 29H16V30H14L13 31V33L12 32H10V28L8 29L7 28V26H5V30H4V33L2 34V35H0V96H2V95H7L6 96V98L7 97H9V95H10V97H15L14 95L16 94V91L18 90V88L19 87H21V88H23V86L24 85H28L29 87H32V89H33V87H35V85L37 84V92L39 91V88H41V86H42V91L44 90V92L45 93H47V94H45V93H43L41 90L38 92V94H37V92L35 93V94H33V95H35V100L34 101H36V102H40V103H42L43 102V100L44 99H46L47 97L48 98H50V97H53L54 96V99L56 98L57 100H55V101H60V103H62L61 102V98H64L63 99V103L64 102H66V101H68V100H70L71 101V97H69V96H66V97H64V95H59L60 93H59V86L58 87H54V86H56V84H58V82H59V84L61 85V86H69L71 83H72V81H73V83L75 82V81H80V82H82L83 80H82V77L83 76H81V79H80V77L77 79V77L78 76H80V75H84V73H85V77L86 76H88L87 75V73L89 74V72H88V70L86 71V70H84V64L83 65H81L82 64V62L83 61H85V62H83V63H86L87 61L86 60H83V61H81V59H78V61H76L77 63L78 62H80L79 64L81 65V67L80 68H82L81 70H83V72L80 70V68H79V70H80V75H76V73H78V71L79 70H75V71H73V64H71L70 62H68V57L70 56L69 54L70 53H68V54H66L67 52H65V51H72V53H73V51L75 50V49H65V48H63V49H61V47H59V46H54L53 44H51V43H53L52 41H53V37H55V39H56V37L57 38H59V36H64V34H66L68 37H69V40L71 41V38H72V40L73 41H79V45H81L80 47H82V51L81 52H84V51H87V48H88V46H89V48H91V47H93L94 45H95V47L96 46H98V45H100V46H98V47H101V48H103V50H105L106 52H108V54H109V57H110V59H111V61L113 62V64H112V66L114 65V59H113V57L115 56V50L116 49H114L113 48V46L111 45H109V43H111V42H108V44L106 43L109 39V41H113V39L115 38V37H119L120 39H122L123 38V36H124V34L126 33V35L128 34V31L126 32L125 30H124V27H126L127 26V28H128V30L130 29L129 27H131V26H133V28L134 27H136L134 24H136V23H138L139 22V20H141V19H139L138 20V18H136L137 16H139V12L138 11H136L137 12V15L135 16L134 14H136V13H128V14H119V15H116L117 17H113V15H110V16H106V17H103L102 18V21H100V23L98 24V22L96 23V21H95V25L96 26H94V28H92L93 27V24H92V26H91V23H89L88 21H86L87 20V18H83V17H77V18H74L73 17V15H72V11ZM139 10V9H138ZM133 15H134V17L137 19H135L134 17H133ZM115 16V15H114ZM113 17V18H112ZM67 19V20H68ZM72 19L74 20V21H72ZM82 19V20H81ZM53 20V21H52ZM56 21V22H55ZM77 21V22H76ZM52 22V23H51ZM68 22V23H67ZM74 22V23H73ZM87 22L89 23V24H87ZM104 22V23H103ZM48 25H47V24ZM58 23V24H57ZM72 23V24H71ZM57 24V25H56ZM74 24V25H73ZM76 24V25H75ZM140 24V23H139ZM39 25V26H38ZM42 25H44V27L42 26ZM53 25V26H52ZM54 25H55V28H51V27H54ZM70 25V26H69ZM71 25H72V27H71ZM79 25H80V27H79ZM85 27H84V26ZM104 25V26H103ZM136 25H138V24H136ZM40 26H41V28H40ZM56 26H58V27H56ZM38 27V28H37ZM66 27V28H65ZM78 27H79V29H78ZM87 27V28H86ZM96 27H98V28H96ZM99 27H100V29H101V37H100V35H99V31L98 30H100L99 29ZM102 27H104V29L102 28ZM30 30H29V29ZM44 28L45 29H47V30H45L44 31ZM57 28V29H56ZM67 29L68 31H66L65 29ZM73 28V29H72ZM84 28V29H83ZM91 28V29H93L94 31H91V29L89 30V29ZM119 28H121L120 30H122L123 29V31H119L118 29ZM127 28H125L126 30H127ZM133 28L131 27V29L133 30ZM36 29H38L37 31L38 32H36L35 30ZM43 29V30H42ZM82 29V30H81ZM86 29V30H85ZM96 29H98V30H96ZM110 29V30H109ZM54 30V31H53ZM56 30V31H55ZM61 30V31H60ZM72 30V31H71ZM79 30V31H78ZM84 30H85V32H88V33H90L91 34V32H95V31H97V33L95 32L94 34L92 33L91 35H89L88 33H87V35H86V33H84ZM87 30H89V31H87ZM106 30V31H105ZM112 30H113V32H112ZM132 30H130V31H132ZM7 31V33H5ZM12 31V30H11ZM21 31V32H20ZM29 32V33H25V32ZM60 33H59V32ZM64 31L65 32H67V33H64ZM80 31H82V32H80ZM102 31L104 32H107L108 33V31L110 32V37H111V34H112V36L114 35H117V36H113L112 37V39L109 37V36H106V37H108L109 39L106 41L105 39H107L106 37H105V32L104 33H102ZM129 31V32H130ZM35 32V33H34ZM44 32V33H43ZM46 32V33H45ZM48 32V33H47ZM52 32V33H51ZM56 32V33H55ZM99 32V33H98ZM112 32V33H111ZM120 32H122V33H120ZM14 34L15 33V35H11V34ZM19 33H20V35H19ZM40 33V34H39ZM54 33V34H53ZM63 33V34H62ZM106 33V34H107ZM124 33V34H123ZM8 34H9V36H8ZM18 34V35H17ZM22 34V35H21ZM30 34V35H29ZM33 34H34V36H33ZM49 34V35H48ZM56 34V35H55ZM59 34V35H58ZM61 34V35H60ZM82 34V35H81ZM85 34V35H84ZM96 34H97V36H96ZM109 34V33H108ZM107 34V35H108ZM135 34H137V33H135ZM45 35H46V38H45ZM52 35V36H51ZM84 35V36H83ZM90 37H89V36ZM95 35V36H94ZM98 35H99V39L97 38L98 37ZM14 36V37H13ZM19 36V37H18ZM37 36V37H36ZM49 36V37H48ZM76 36V37H75ZM81 36H82V39H81ZM85 36H87V37H85ZM92 36H94V37H92ZM17 37V38H16ZM44 37V38H43ZM95 37H96V39H95ZM125 37V36H124ZM3 40H2V39ZM23 38V39H22ZM101 38H103V42H102V39ZM119 38H117V40L116 41H118V40H120ZM19 39V40H18ZM101 39V40H100ZM51 40V41H50ZM82 40H83V42H82ZM89 40H90V42H89ZM95 40V41H94ZM99 40V41H98ZM17 42V44H16V42ZM48 41V42H47ZM49 41H50V43H49ZM114 41H115V39H114ZM43 43V45H42V43ZM45 42V43H44ZM47 42V43H46ZM89 42V43H88ZM5 43V44H4ZM86 43H88V44H86ZM15 44V45H14ZM47 44H49V45H47ZM98 44V45H97ZM31 47H30V46ZM38 45V46H37ZM53 45V46H52ZM92 45V46H91ZM103 45V46H102ZM231 45V44H230ZM27 48H26V47ZM51 46V47H50ZM86 46H87V48H86ZM232 46V45H231ZM20 47V48H19ZM29 47V48H28ZM33 47V48H32ZM37 47V48H36ZM39 47V48H38ZM46 47H48L47 48V50H45L46 49ZM52 47H55V50H54V48H52ZM239 47V46H238ZM16 48V49H15ZM49 48H51V49H53L52 51H51V49L49 50ZM59 48V49H58ZM88 48V49H89ZM105 48V49H104ZM29 49V50H28ZM30 49H31V52H30ZM81 49V48H80ZM80 49L78 48H76V50H78V53H79V55H80V58H82L81 56L83 55V54H85V53H81L80 52ZM92 49V48H91ZM22 50V51H21ZM27 50V51H26ZM35 50V51H34ZM57 50H60L59 52L57 51ZM64 51V52H62V51ZM20 51V52H19ZM28 51H29V53H28ZM34 51V52H33ZM39 51V52H38ZM45 51V52H44ZM70 51V52H71ZM27 52V53H26ZM44 53V55L43 54H41V53ZM58 52V53H57ZM60 52H62V53H60ZM77 51H75V53H76ZM17 53V54H16ZM32 53V54H31ZM46 53H47V55H46ZM53 53V54H52ZM5 54V55H4ZM29 56H28V55ZM34 54H36V55H34ZM57 54V55H56ZM63 54H64V56H63ZM77 54V53H76ZM82 54V55H81ZM20 57H19V56ZM21 55H22V58H21ZM34 57H33V56ZM40 55V56H39ZM42 55V56H41ZM65 55H68L67 56V63H66V61H65V58L64 57H66ZM73 55V54H72ZM47 56V57H46ZM54 58L55 57V59L52 61V57ZM61 56H63V58L61 57ZM7 57V58H6ZM11 57V58H10ZM14 57V58H13ZM32 57V58H31ZM37 57H39V59H36L35 60V58H37ZM47 59H46V58ZM49 57H51V59L49 58ZM5 58H6V60H5ZM57 58H61V59H57ZM20 61V59H21V61L19 62L18 60ZM42 59V60H41ZM5 60V61H4ZM15 60H17V61H15ZM39 60V61H38ZM43 60H45V61H43ZM59 60V61H58ZM61 60H63L62 62H61ZM1 61H2V63H1ZM11 61V62H10ZM13 61H15V62H13ZM23 61V62H22ZM50 61V62H49ZM70 61V60H69ZM25 62H26V64H25ZM52 62V63H51ZM7 63V64H6ZM16 63H18L19 65H17V67H16ZM28 63V64H27ZM31 63H32V66H31ZM56 63V64H55ZM62 63V64H61ZM63 63L65 64L66 63V65H63ZM68 63H69V67L67 66L68 65ZM20 64H23L22 66L20 65ZM34 64V65H33ZM55 64V65H54ZM60 64V65H59ZM3 65V66H2ZM52 65V66H51ZM58 65V66H57ZM78 65V64H77ZM79 65V66H80ZM86 65V64H85ZM124 65L125 64H123L122 65V67H124ZM138 65V64H137ZM141 65V64H140ZM140 65H138V66H140ZM12 66H15V67H12ZM18 66H20V67H18ZM26 66V67H25ZM70 66L73 68V69H70L71 70V72H76L75 73V75L72 73V75H69V74H71V72H69V68H70ZM119 67H120V65H118ZM42 67V68H41ZM46 67V68H45ZM48 67H50V69L48 68ZM55 68V71H56V69H58L57 70V72L58 73H55V78L56 77H58V75L59 76H61V78L64 80V82L63 81H61L60 80V77H59V79H55L53 76V74H54V72L52 73V70L54 71V68ZM67 67V68H66ZM119 67H118V70H120L119 69ZM142 67V66H141ZM15 68V69H14ZM63 68H66V70H67V73L69 72V74H65V75H63L65 72H66V70L65 69H63ZM136 68H137V66H136ZM139 68V67H138ZM137 68V69H138ZM11 69V70H10ZM17 69V70H16ZM24 69L26 70V72L24 71ZM38 69V70H37ZM40 69V70H39ZM42 69H44V70H42ZM45 69H46V72H45ZM61 69H63V70H65L64 71V73H61V71L63 72V70H61ZM85 69H87L86 67H85ZM234 69V70H233ZM232 69V72H235V73H238V75L239 74H241V76L242 75H244L246 72H248V71H246L244 68H242V69H240L239 70V68H233ZM115 70H116V72L118 71L117 70V66L115 65L114 66V68H113V71L115 72ZM237 72H236V71ZM14 71H16V74H15V72ZM27 71H29V72H27ZM38 71V72H37ZM40 71V72H39ZM48 71V72H47ZM244 71V72H243ZM13 72H14V74H13ZM115 72V73H116ZM118 72H120V71H118ZM241 72V73H240ZM243 72V73H242ZM23 74V76H25V74H26V76L24 77L25 79H23L22 81H24V82H22L21 81V77H22V75H20V74ZM39 73H40V75L43 77V78H40L41 76L39 75ZM49 73V75L51 74V76H49L48 75V77H47V75L46 74H48ZM61 73V74H60ZM10 75V76H8V75ZM13 74V75H12ZM56 74H57V76H56ZM118 74V75H117ZM117 74H115L114 75V78H115V81H116V83L118 84H116L117 85V92L120 94L121 92H122V82L121 81H119L120 80V76H119V74L120 73H117ZM15 75V76H14ZM17 75H18V77H17ZM63 75V76H62ZM69 75V78L71 79V81H67V80H70V79H67V78H64V76H68ZM74 75V76H73ZM117 75V76H116ZM13 77V80L15 79V77H17L16 79H20L19 80V82H18V80H15V82L12 80L10 83L11 84H13L14 83V85H11V84H9V85H7L5 82H7L6 81V79H8V77H10L11 79H12V77ZM31 76V80L33 79V81L31 82L30 81V79L28 80L27 79V77H30ZM70 76H72V77H70ZM119 76V77H118ZM241 76H238V77H240V78H238V79H236L235 80V82L237 81V83H235L234 81H224V82H228V83H224L223 81L222 82H219V81H217V82H219V83H217V82H214V81H211L212 82V84H214V83H217V85H220V89H221V91L224 89V87H228L229 86V84H230V86H232L233 85V83H234V85L231 87L234 91L236 90H240V93L242 92V95H239V96H242L243 97V92H244V97L243 98H245V97H247L246 96V94L248 95L249 94V91H248V86L249 85H251L252 84V82H254V80H250V79H248V80H244V79H246L247 78V76L246 75H244V77L242 76V78H241ZM1 77H2V79H1ZM6 77V79H4ZM49 77H51V79L49 78ZM75 77H76V80H75ZM84 77V78H85ZM23 78V77H22ZM52 78H54L55 80L53 81V79ZM83 78V79H84ZM119 78V79H118ZM10 79V80H11ZM27 79V81H28V84H27V81H26V83H25V80ZM46 79H50V81L48 80V81H43V80H46ZM9 80V79H8ZM35 80V81H34ZM51 80H52V82H51ZM60 80V81H59ZM238 80H241L240 82H238ZM244 80V81H243ZM5 81V82H4ZM57 82V83H55V85L54 86H52L51 85V87L53 88L54 87V89H56V91L55 90H53L52 91V88L50 87V86H48V85H50L49 84V82L51 83V84H54L53 82ZM9 82V81H8ZM7 82V83H8ZM48 82V84H46ZM61 82L64 84H61ZM67 84H66V83ZM211 82H209L208 83V85L207 86H210V84H211ZM243 82H245L244 84H243ZM247 82V83H246ZM249 82H250V84H249ZM19 83V84H18ZM21 83L23 84V85H21ZM25 83V84H24ZM31 83L33 84V83H35L33 86L31 85ZM39 83V84H38ZM70 83V84H69ZM76 83V82H75ZM77 83H79V82H77ZM225 85H224V84ZM6 85V86H3V85ZM16 84V85H15ZM31 86H30V85ZM58 84V85H59ZM207 84V83H206ZM211 84V85H212ZM243 84V85H242ZM247 84H248V86H247ZM17 85H19V86H17ZM39 85V86H38ZM115 85V86H116ZM120 85V86H119ZM215 86L214 87H217L216 86V84H214ZM224 85V86H223ZM236 85H238V86H236ZM241 85H242V87H241ZM9 86H10V88H9ZM11 86H13V88H11ZM17 88H16V87ZM221 86H223L222 88H221ZM230 86L228 87V90L225 88V91L226 92H231V89H229L230 88ZM244 86H247V87H245L244 88ZM49 87H50V89H49ZM213 87V86H212ZM211 87V88H212ZM237 87V88H236ZM15 88V89H14ZM21 88H19V89H21ZM219 88V87H218ZM58 89V90H57ZM241 89H243V90H241ZM248 92H246L245 90ZM34 90H35V88H34ZM55 91V92H54ZM108 91V92H107ZM112 91H114V90H112ZM111 91V89H110V91L109 90H106L105 91V94H106V96H105V98H106V100L104 99V101H100L101 103L100 104H102L103 102H104V107H103V109H104V112H106V113H108V114H106V118L107 119H105L108 123H106V121H104L103 120V122L101 123L103 126H104V124H109L110 126H107V127H102V125H100V127L102 128L101 130H99V132H97L96 134L94 133V135H93V133H90V131L88 132V131H86L84 128H82L81 126H80V121L82 120H80L79 118H75L74 120L72 119V121H69V122H65V123H61L60 121H59V119L58 120H56V119H53V122L52 123H48L49 124V132H54V133H51V135L49 134V132L47 133L46 132V134H45V131H48V130H45L46 128H44V130H43V126L45 127L46 125H48L47 123H44V122H42L41 120H44L45 122H47V118L49 117V114H51V113H53V112H55V110H53V109H48V108H46V107H44L43 105H38V108H35V110L34 111H32V110H28L27 109V112L23 109V107H21V108H19V107H17V108H15L14 106H12L11 104H10V106L11 107H13V108H15V109H9V108H11V107H9V106H7L6 105V102H3L4 101V98H2V97H0V106H1V108H0V123H1V125H3L2 126V128L3 129H1L0 131V145H1V143L3 144V145H1L0 147L1 148H3L4 147V143H8L9 141L11 142V140H12V142L13 141H15V140H13V139H15L16 137H14L13 135H15V133H18V131L16 132V130H17V128H18V130H21V126H22V124H25V126L23 125L22 126V130L21 131H19V133H23V134H25V135H28V133H30L31 134V131H32V134L34 133H36V131H34L33 132V130H36V127H38L39 125H40V127H41V124L43 125L41 128L40 127H38V128H40V130H39V132H42L43 131V134H39L38 135V132L36 133V136L38 137V136H40L41 135V138L39 137V139H37V140H35L37 137L34 135H30L29 134V136L32 138H35V139H33V141H35V142H33L32 141V144H31V152H39V151H45V152H39V154H41V153H43V156L41 157V162H40V158L37 160V159H32V161L31 160H29L30 162H28L24 157H22V155H20V157H18V156H16V155H12L11 156V154L9 155L8 153H6V151H3V150H6L5 148L4 149H1L4 153H2V151L0 150V154L2 155H4V156H6L7 157V159L8 160H6V159H2V157H4V156H1L0 155V158L2 159H0V164H1V161L3 162V164H1L0 165V179L2 178V179H4L3 180V182L1 181L0 182V202H1V204H0V222L1 223H3V224H1L0 223V229H2V227H4L12 218H16V216L17 217H19L20 216V213H21V215H23L24 214V212L26 211V215L24 216V218H26V217H29V218H35V219H37L38 221V223H41L42 224V226H43V228H45V229H47V230H45L44 229V235L43 236H41V238H39V237H28L29 238V240H31L30 242H29V240H28V242L29 243H31V245L32 246H30L29 245V243H28V245L26 246V244H27V242H25V241H27L26 239H19L15 244L17 245H15L14 244V246H13V248L12 247H10V248H8L7 250V252L5 253L4 252V254H2V256L0 255V264H4V263H9L10 261V263L11 264H25V263H23V262H28V264H31L32 262L34 263L37 259L36 258H38V257H36L37 255H34V254H31V251L33 252L34 251V253L36 252V254H37V252L39 253V255H42L43 256V254L44 255H54L53 253H56L57 255H59V253H60V255H62V257L64 258V259H70V258H72L75 254H76V256L78 255V253H80L79 251H78V249L79 250H81V248L82 247H84L83 245L85 244V246L86 247H88V249H90V251H91V254L93 255V256H98V255H101L102 253H101V251L102 252H104V250H105V248H106V250H108L109 252H110V256L111 257H115V258H119V259H121L124 255H127L126 257L124 256L123 258H132V256H133V251H132V249L131 250H127V248L129 249V244L130 245H133L134 246V244H132V243H134L135 242V244H137L138 242H140V240H148L147 238H151V239H153L155 242H156V244L158 245V247H157V249H158V252H160V254H162V251H164L163 252V254L162 255H164L163 256V260H159V259H161V257H162V255H159L158 256V258L159 259H156L155 257H152V259L150 260L149 259V262H148V264H153L152 262L153 261H155L154 262V264H216L217 262L216 261H213L214 259L216 260V258H214V255H216L215 254V252H212L213 250H214V248L216 249V246L217 245H221V243H219L218 241H216V240H218L217 238H215V234H214V232H213V229H214V226H215V228H217L216 226L218 225V229L219 230H225L226 229V233H225V240H227V242L226 243H228V245H227V247H228V249L230 250V249H232V250H230L229 252H230V254H231V257H233L234 256V254H235V257H233V258H231L230 257V260H231V263H230V260H229V263L230 264H247L248 262H249V264L251 263V264H254L255 262V264H264V260H263V258H264V239H261V238H264V160L263 161H261L260 163H257L255 166H254V169H252V170H250V171H247V172H240V173H236V174H234L233 176H228V175H226V173H221L220 171L221 170H219V168H217L218 166L217 165H215L214 166V164H213V162H216V161H219V160H216V161H213V162H210L211 163V167L213 168V166H214V168H217L218 169V171L216 170V169H212L211 167H210V163L208 164V167H210V168H206L203 172H202V176H208V175H210V176H208V177H210L211 179H212V185L214 186V185H216V183H217V186L219 185H221L220 187H221V193H220V196L217 198V199H215L214 201H212V203H209V204H201V203H198V202H195V203H193V205H192V207L190 206V205H187V204H185L183 201V198L184 197H182V196H185L186 194L188 195L189 193H188V190H187V192L186 191H182L183 193H181L182 195H179L180 197H179V199H182V200H177V196L175 195V199H173L172 198V195H167L166 196V198L164 199V200H166L167 199V201H169L170 203H169V205L170 206H162V204L160 203V202H158V204H152L151 203V201L149 200V199H147V198H149V195L150 194H152V190L151 189H149L148 188V186L145 184L146 183V180L143 178L142 179V177L140 176V174L138 173V172H136V171H133V169L132 168H135L136 167V165H137V162L139 163V164H141V162L143 161V160H141L140 161V158H137L136 157V159L138 160H136V165H134V162H132V161H130L131 159H133V160H135V158L134 157H132L131 159H127V158H125V157H122V146L124 147L125 145L127 146V147H124V149L126 150L127 148H129V147H131V146H133V145H135V144H137V143H140L142 140H144V141H146V139H147V137L148 138H150L151 140H152V137H153V139L156 141H158V140H162L161 138H163V137H161V136H165L164 137V139L165 140H170L171 138H169V136L171 135V137H172V139L171 140H175V137L176 138H181V137H186L187 135L188 136H191V135H195V134H197L200 130H201V128L199 129V127H203V124L204 123H202V121H200L201 122V124H200V122L198 121V120H196V119H194V120H192V122H191V120L189 121V123H186L185 124V122H184V124H180V125H174V126H171L170 125V127H169V125H165V126H163L162 128L159 126V130H158V128L154 131V130H152L153 128H155V127H153V128H150V127H143V128H141L140 126V128L141 129H144V132L146 131H148L147 133H144V132H142V134L144 133V135H142L141 134V131H143V130H138V131H136L135 130V127H136V123H138L137 121H135L136 120V118L137 117H139L138 116V114H131L130 112H136L135 110H133V109H129L130 108V106H129V108H127L128 106L126 105L127 103L125 102V99L123 98V96H122V93L120 94V101H118V100H116L117 98H115L114 96H116L115 95V93L114 92H112ZM120 91V92H119ZM224 90H223V92H225ZM232 92V93H235V92ZM51 92H53V93H51ZM116 92V91H115ZM190 92H192V91H189V93H187V96H189V97H191V93ZM229 92V93H230ZM246 92V93H245ZM254 91H252L250 94H253V95H251V96H249L250 97V101H248L249 99H242V100H245L244 102H251L250 103V107L251 106H253V109L252 108H250L249 106H247V104L248 103H246V105H245V103H244V105L245 106H247L246 108L248 109V107L250 108L249 110H251V112L248 110V114H249V116H250V118H252L251 119V121H253L252 122V125L254 126L253 128H250V127H252V125H251V121L249 122V116L248 115H246V118L243 116V117H241V119L242 118H244V120L246 119V122H248L249 123V125H250V127H249V125L248 124H246V125H248V126H246L245 124H244V122H243V124H244V127L246 126V127H249V128H246V129H249V131L248 130H246V134H247V136H246V134H243L244 135V137H242V139L241 140H239L240 138H238V139H236L237 141H238V143H237V141L236 140H234L233 142H235L233 145L232 144H230L229 142H230V140H229V138H227L226 137V135H225V133H223L225 136H224V138L225 139H223V137L220 139L221 140V142L223 141V143L221 144V142H219L221 145L219 146L218 145V149H220V150H224L226 147H227V145L229 146V148H227V150L228 149H230L229 151H230V153L231 154H235V153H238V152H241L240 150V148H239V146L243 149V148H245L246 147V140L250 137V136H253V135H250V134H253L252 132H254V131H252V130H255V129H257V127H259V126H263L264 125V99H260V96L259 97H257L256 95V92H254ZM5 93V94H4ZM41 93V94H40ZM57 93V94H56ZM109 93V94H108ZM111 93H113L114 94V96H113V94H111ZM193 93H195V94H193L192 96H197L198 97V92H197V94H196V92L195 91H193ZM228 93V95H231V93L229 94ZM238 94H240L239 93V91L237 92ZM9 94V95H8ZM42 94H43V96H42ZM51 94H52V96H51ZM55 94V95H54ZM112 96H111V95ZM225 94H227V93H225ZM236 94V93H235ZM249 94V95H250ZM256 94V95H255ZM37 95V96H36ZM43 97V99L42 98H40L41 96ZM57 95H59V97L57 96ZM40 96V97H39ZM50 96V97H49ZM57 96V97H56ZM110 96V97H109ZM44 97H46V98H44ZM117 97V96H116ZM251 97H252V99H251ZM1 98H2V101H1ZM37 98H38V100H37ZM232 98V97H231ZM231 98H230V100H231ZM8 99V98H7ZM6 99V100H7ZM10 99V98H9ZM54 99H52V98H50L49 100H52V102H54ZM59 99H61V100H59ZM65 99H66V101H65ZM122 99H124V100H122ZM239 99V98H238ZM98 100V99H97ZM224 100H226V102L224 103L223 101ZM224 100H222L220 103H223V105H225L227 108H229V107H232V104H234L235 102L234 101H236V99L234 98V101H233V99L231 100V101H233L234 103H232L229 99V101L227 100V99H224ZM247 100V101H246ZM46 100H44V102H45ZM43 102V103H44ZM123 102H125V103H123ZM3 103H5V104H3ZM59 102H58V104H60ZM115 103L117 104L116 106H115ZM123 103V105H126V106H124V108L122 107L123 105H121V104ZM230 103V104H229ZM253 103V104H252ZM252 104V105H251ZM6 107H5V106ZM229 105V106H228ZM231 105V106H230ZM243 105V107L242 108H244L245 106ZM249 105V104H248ZM40 106V107H39ZM118 106H120V107H118ZM242 106V105H241ZM8 107V108H7ZM42 107H44V108H46V109H44V108H42ZM118 107V108H117ZM129 110V112H128V110H126V108ZM226 107H224L225 109H226ZM8 110H7V109ZM40 108H42V111H41V109ZM114 108H115V110H114ZM222 108V107H221ZM241 108V109H242ZM20 109L23 111L22 113H20L21 114V116H20V120H18L19 119V117L16 115V112L14 111V110H18V112H21L20 111ZM40 109V110H39ZM125 109V110H124ZM223 109V108H222ZM247 109H244V110H246L247 111ZM5 110H7V112H5ZM10 110H12V111H10ZM37 110H39L38 111V113L40 112V114H42V112H43V114H42V117H41V115L39 116V115H37V113H36V111ZM45 110H47V112H44ZM50 110V111H49ZM53 110V111H52ZM111 110H113V111H111ZM124 110V111H123ZM229 110H230V108H229ZM253 110H254V112H253ZM11 113H10V112ZM49 111V112H48ZM9 112V113H8ZM12 112H13V114L15 115V116H13V114H12ZM24 112H26V114L24 113ZM36 113V114H34V116L36 115L37 117L35 118L34 116H33V114H31L30 115V113ZM104 112H103V114H104ZM29 113V115H27ZM45 113V114H44ZM47 113H49V114H47ZM114 113V114H113ZM120 113V115H119V117H121V118H118V114ZM128 113V114H127ZM130 113V114H129ZM136 113H138V111L136 112ZM6 114V115H5ZM7 114H9V115H7ZM10 114H12V116L10 115ZM25 114V115H24ZM109 114H113V115H115V114H117V119H116V117L115 116H113L112 115V117H111V115L109 116ZM141 113H139V115H140ZM252 114H253V116H252ZM23 115V116H22ZM48 115V116H47ZM109 117H108V116ZM126 115V116H125ZM132 115H134V116H132ZM18 117L17 119L15 118V117ZM26 116H27V120H28V118L30 119L31 117V119L30 120H26ZM29 116H31V117H29ZM128 116V117H127ZM137 116V117H136ZM142 116V115H141ZM13 117L16 119H14L15 120V122H14V120L12 121V119H13ZM24 117H25V119H24ZM39 117H41L42 119L40 120L39 119ZM46 117V118H45ZM88 117H90L89 119L90 120H92V117L93 118H95V119H97V115H96V117H95V114L94 115H88ZM143 117V116H142ZM140 118L141 119V121H142V119L143 118ZM247 117L249 118V119H247ZM36 120H35V119ZM85 118V117H84ZM115 118V119H114ZM129 118V119H128ZM23 119V120H22ZM45 119H47V120H45ZM93 120L92 122H96L97 120ZM109 119V120H108ZM110 119L112 120V121H110ZM121 121H120V120ZM128 121H127V120ZM140 119H138V121L140 120ZM240 119V120H241ZM6 120H8V121H6ZM18 120V121H17ZM27 121L26 123H25V121ZM58 121L57 123H55L56 121ZM117 120V121H116ZM197 122H196V121ZM242 120H241V122H242ZM248 120V121H247ZM11 121V122H10ZM18 123H17V122ZM20 121V122H19ZM5 122H6V124H5ZM8 122V123H7ZM12 122H14L16 125H17V127L15 126V124L14 123H12ZM23 122V123H22ZM31 122H33V123H31ZM37 122V123H36ZM41 122V123H40ZM76 122V123H75ZM116 122H120L119 124H117ZM127 122V123H126ZM132 122V123H131ZM133 122H136V123H133ZM192 124H191V123ZM9 123H11V125L12 126H14V127H12L11 125H9ZM34 123H35V128H33L32 130H29L30 128H32L31 126H33L34 127ZM116 123V124H115ZM183 123V122H182ZM29 124V125H28ZM53 125V127L51 126V125ZM55 124H57L56 126H58V127H55L54 125ZM123 124V125H122ZM197 124V125H196ZM8 125L10 126V127H8ZM70 125V126H69ZM119 125V126H118ZM126 125V126H125ZM129 125H130V127H129ZM134 125V126H133ZM182 125V126H181ZM183 125H184V127H183ZM190 125V126H189ZM193 125H195V127L193 126ZM27 126V127H26ZM68 126V127H67ZM77 126V128H74V127H76ZM106 126V125H105ZM167 126V127H166ZM176 126V127H175ZM181 126V127H180ZM191 126H192V128H191ZM198 127V129H197V127ZM50 127H51V129H50ZM67 127V128H66ZM113 127V128H112ZM139 127L137 126V129H139ZM171 127H172V129H171ZM256 127V128H255ZM13 128V129H12ZM38 128H37V131H38ZM55 128H56V130H55ZM66 128V129H65ZM73 128H74V130H73ZM79 128V129H78ZM116 130H115V129ZM118 128H120V129H118ZM160 128H161V130H160ZM168 128H170V129H168ZM175 128V129H174ZM182 128H183V130H182ZM188 128V129H187ZM255 128V129H254ZM15 129V130H14ZM25 129H26V131H28V132H26L25 131ZM58 129V130H57ZM78 129V130H77ZM113 129V130H112ZM146 129V130H145ZM165 129H167V130H169V131H167V130H165ZM175 131H174V130ZM195 129V130H194ZM252 129V130H251ZM13 130V131H12ZM42 130V131H41ZM55 130V131H54ZM60 130V131H59ZM68 132H66V131ZM72 130V131H71ZM77 130V131H76ZM110 130V131H109ZM131 130V131H130ZM180 130H182V131H180ZM187 130V131H186ZM194 132H193V131ZM198 132H197V131ZM4 131V134L2 133ZM15 132L14 134L12 133H10V132ZM22 131H24V132H26V133H24V132H22ZM62 131H63V133H62ZM73 131H74V133H73ZM110 133H108V132ZM122 131V132H121ZM128 131H130L129 132V134H132V135H129L128 134ZM134 131V132H133ZM136 131V132H135ZM173 131H174V133H173ZM248 131V132H247ZM251 131V132H250ZM60 132V133H59ZM154 132V133H153ZM159 132V133H158ZM184 132V135H182V133ZM2 133V134H1ZM8 133V134H7ZM56 133V134H55ZM67 133V135H65ZM123 133V134H122ZM163 133V134H162ZM180 133V134H179ZM188 133V134H187ZM193 133V134H192ZM250 133V134H249ZM262 133H264V131L262 132ZM45 134V135H44ZM48 134V135H47ZM73 135V134H75V135H73L72 137H70V135ZM79 134V135H78ZM89 134V135H88ZM91 134V135H90ZM116 134V135H115ZM125 134V135H124ZM135 134V135H134ZM137 134H138V136L139 135H141L140 137H138L137 136ZM149 136H148V135ZM174 134V135H173ZM176 134H178V135H176ZM47 135V136H46ZM50 135V136H49ZM59 136V137H55L54 139H59V138H61L62 140H63V138L61 137V136H66V138H67V140H66V138L63 140L64 142L63 143H65V142H67V141H69V143L67 142V143H65V144H67L66 146H65V144H61V141H60V139L59 140H57L58 141V143L59 144H61V145H59L60 147L57 149V148H54L55 146H57L58 147V143L57 144H54V142H53V138H51V136ZM77 135V136H76ZM147 135V136H146ZM248 135H250V136H248ZM262 135V136H261ZM12 136V138H11V140H10V137ZM43 136H44V138H43ZM76 137V139H75V137ZM82 137L81 139H83L84 141H82L81 139H80V137ZM127 136V137H126ZM131 136V137H130ZM138 138H137V137ZM158 136H159V138H158ZM178 136H180V137H178ZM227 136H229L228 134H227ZM3 137V138H2ZM9 137V138H8ZM89 137H91V138H89ZM95 139H94V138ZM105 137H106V139H105ZM107 137H109V138H107ZM134 137V138H133ZM146 139H145V138ZM174 137V138H173ZM246 137H248L247 139H246ZM259 139H256L257 140V142L255 141V144H254V147L256 146V147H260L261 145H263L262 143H264V136H263V134H260L259 136ZM5 138V139H4ZM43 138V139H42ZM48 138V139H47ZM85 138V139H84ZM97 138V139H96ZM111 138V139H110ZM138 140H137V139ZM229 140V142H227V139ZM3 139V140H2ZM9 139V141H7ZM41 139V142H38L39 144L41 143H43L42 144V148H41V150H36V149H38V147H37V145H38V143L36 142V141H38V140H40ZM71 139L73 140V141H71ZM98 139H100V140H98ZM104 139V140H103ZM122 139V140H121ZM131 139V140H130ZM163 139V140H164ZM223 139V140H222ZM244 139H246V140H244ZM44 140V142H42ZM46 140V141H45ZM52 140V141H51ZM78 140H79V142H78ZM92 140V141H91ZM163 140H162V142H163ZM164 140V141H165ZM226 140V141H225ZM244 140V141H243ZM261 140H263V141H261ZM50 141V142H49ZM56 141V142H57ZM60 141V142H59ZM76 141V142H75ZM88 142V144L86 143V142ZM94 141V142H93ZM103 141V142H102ZM132 141H135V143L133 142V144H130V143H132ZM143 141V142H144ZM148 141H150L149 139H148ZM154 141V142H155ZM156 141V142H157ZM4 142V143H3ZM48 142H49V144H48ZM55 142V143H56ZM83 142H85V143H83ZM159 142V141H158ZM244 142H245V144H244ZM46 143H47V145H46ZM90 143V144H89ZM121 143V144H120ZM142 143V142H141ZM218 143V144H219ZM224 143H225V145H224ZM227 143H229V144H227ZM35 144H37L35 147H37L36 149H35V147L34 148H32ZM51 144V145H50ZM53 144V145H52ZM96 144H98V145H96ZM99 144H100V146H99ZM130 144V145H129ZM46 145V146H45ZM81 145V146H80ZM84 145V146H83ZM243 145H245V146H243ZM3 146V147H2ZM44 146H45V150H44ZM83 146V147H82ZM86 146V147H85ZM91 146H93V147H91ZM98 146V147H97ZM235 146V147H234ZM243 146V147H242ZM46 147L47 148H49V149H46ZM62 147V148H61ZM66 147V148H65ZM79 147V148H78ZM90 147H91V149H90ZM223 147V148H222ZM225 147V148H224ZM231 147H232V149H231ZM238 149H237V148ZM61 148V149H60ZM64 148V149H63ZM85 148H87V149H85ZM96 148V149H95ZM101 150H100V149ZM82 149H83V151H82ZM94 149V151H92ZM235 149V150H234ZM66 150V151H65ZM70 150V151H69ZM79 150V151H78ZM89 150V151H88ZM239 150V151H238ZM47 151H49L48 152V155H47ZM98 151V152H97ZM235 151V152H234ZM37 152V153H38ZM76 152V153H75ZM91 152V153H90ZM93 152V153H92ZM116 152V153H115ZM90 153V154H89ZM108 153V154H107ZM76 154H79V155H77L76 156ZM84 154H85V157H84ZM247 154V156H244V159H246L247 157H249V153H246ZM44 155H45V157H44ZM47 155V156H46ZM72 155H73V157H72ZM75 155V156H74ZM89 155H90V158H89ZM101 155V156H100ZM102 155H104L103 157H102ZM115 155V156H114ZM15 156L17 157V159H18V162H17V159H15ZM79 156V157H78ZM114 158H112V157ZM5 157V158H6ZM105 157V158H104ZM109 157V158H108ZM12 158H14L13 159V161H12ZM85 158V159H84ZM111 158V159H110ZM42 159H43V163H42ZM70 159V160H69ZM73 159L76 161H73ZM81 159V160H80ZM84 159V160H83ZM90 159H92V161L90 160ZM120 160V162L119 161H116V160ZM10 160V161H9ZM16 160V161H15ZM20 160H21V163H20ZM37 162H36V161ZM86 160H88V161H86ZM90 160V161H89ZM80 161V162H79ZM81 161H83V162H81ZM96 161H97V163H98V165H99V167H102V168H104L105 166V168H106V171H104L103 173H101L102 175H100L99 173V175L97 174V177L96 178H101V176H102V179H99L98 178V180H100V181H98L97 183H96V185L97 186H99V187H97L96 185H94L95 184V182L96 181H92L91 183L89 182L88 184H86V186L87 185H89V186H87V188H86V186H85V188L83 189H80V187H78L77 188V186L75 185V181L74 180H72V178L74 179V177L73 176H75L77 173H76V170L78 169V170H82V171H84L87 167H89V166H91L92 165V163L93 164H97L96 163ZM108 161H109V163H110V168H109V165H107V164H109L108 163ZM8 162V163H7ZM13 162V163H12ZM17 162V163H16ZM85 162V163H84ZM119 162V163H118ZM130 162V163H129ZM6 163V164H5ZM33 163V164H32ZM46 163V164H45ZM84 163V165H82ZM91 163V164H90ZM10 164L12 165V164H15L14 165V167L15 166H17V167H19V166H21L20 167V171L17 169V167H15L16 169H14V167L13 166H11L12 168L10 169ZM17 164V165H16ZM19 164H21V165H19ZM38 164V165H37ZM41 164H43V165H41ZM77 164V165H76ZM80 164L82 165V166H80ZM85 164H87V165H89V166H87V165H85ZM142 164H143V162H142ZM8 165H9V167H8ZM29 165V166H28ZM32 165V166H31ZM76 165V166H75ZM79 165V166H78ZM95 165L92 167V168H94L95 167ZM97 165V166H98ZM67 166V167H66ZM85 166H87V167H85ZM97 166L95 167V168H97ZM112 166V167H111ZM119 166V167H118ZM217 166V167H216ZM9 169H8V168ZM34 167V168H33ZM77 167V168H76ZM81 167V168H80ZM98 167V168H99ZM36 168V170H31V169H35ZM37 168H38V170H37ZM85 168V169H84ZM91 167H90V169H92ZM136 168H138V165H137V167ZM136 168H135V170H136ZM13 169V170H12ZM62 169V170H61ZM64 169V170H63ZM71 169V170H70ZM108 169H110V170H108ZM3 170H5V171H3ZM7 170V171H6ZM17 172H19V173H17V174H19L18 176H17V174H15V176L13 175L14 174V172L16 173V171ZM71 172H70V171ZM72 170H74V171H72ZM77 170V172H79ZM87 170V169H86ZM14 171V172H13ZM32 171V172H31ZM111 171V172H110ZM212 171V172H211ZM11 172L13 173V174H11ZM22 174H21V173ZM34 172V173H33ZM50 172V173H49ZM135 172V173H134ZM216 172V173H215ZM69 173V174H68ZM76 173V174H75ZM132 173V174H131ZM68 174V175H67ZM73 174H75V175H73ZM110 174V175H109ZM114 174H116V175H120V174H126L128 177H129V185H127L126 187H124L123 189L124 190H119V191H116V190H111L110 189V192L109 191H107V192H109V193H106L105 191V193L104 192H102L103 190L102 189H104V188H101V190H99L100 189V187H104L103 185H101V182L102 181H108V183H111V182H113L115 179H116V176H114ZM11 175H12V177H11ZM10 176V177H9ZM20 176H22V177H20ZM24 176V177H23ZM20 177V178H19ZM51 177H53V178H51ZM140 178V179H139ZM137 179V180H136ZM6 180V181H5ZM27 180V181H26ZM35 180V181H34ZM102 180V181H101ZM135 180V181H134ZM145 182H143V181ZM215 180H216V182H215ZM31 181V182H30ZM71 181H73V182H71ZM135 183H134V182ZM223 181V182H222ZM48 182V183H47ZM94 182V183H93ZM131 182H132V184H131ZM223 183V185H222V183ZM4 185L3 187H2V184ZM69 183L70 184H72V185H70L69 186ZM93 183V184H92ZM220 183V184H219ZM50 184V185H49ZM141 185V186H140ZM28 186V187H27ZM48 186H51V187H48ZM61 186V187H60ZM74 186V187H73ZM138 186H140V187H138ZM147 186V187H146ZM25 187V188H24ZM43 187V188H42ZM49 189H48V188ZM76 187V188H75ZM84 187V186H83ZM214 187H216V186H214ZM213 187V188H214ZM228 187V188H227ZM27 188H28V190H27ZM37 188V190H35ZM44 188H46L45 190H46V192H45V190H44ZM75 188V189H74ZM190 188V187H189ZM43 189V190H42ZM55 189H56V191H55ZM61 189V190H60ZM63 189V190H62ZM68 191H67V190ZM77 189V190H76ZM71 190V191H70ZM75 191V192H73V191ZM79 190V191H78ZM145 192H143V191ZM5 191V192H4ZM67 191V192H66ZM78 191V192H77ZM149 191V192H148ZM23 194H22V193ZM34 192V193H33ZM49 192V193H48ZM54 193L55 195H53V194H51V193ZM57 192V193H56ZM60 192V193H59ZM71 192V193H70ZM123 192V193H122ZM141 192H142V194H141ZM146 192H148V193H146ZM69 193V194H68ZM118 193V194H117ZM186 193V194H185ZM20 194V195H19ZM18 195V196H17ZM143 196V198H145V200L142 198V196ZM21 196V197H20ZM36 196V197H35ZM49 196V197H48ZM66 196V197H65ZM171 196V197H170ZM15 197L18 199V197H19V200H17V199H15ZM32 197V198H31ZM35 197V198H34ZM43 197H44V199H43ZM48 197V198H47ZM11 198V199H10ZM31 198V199H30ZM53 198V199H52ZM62 198V199H61ZM30 199V200H29ZM47 199V200H46ZM66 199V200H65ZM44 200V201H43ZM70 200V203L68 202ZM3 201V202H2ZM11 201V202H10ZM31 203H30V202ZM35 201V202H34ZM49 201V202H48ZM72 201L74 202V201H76V204L78 205V206H80L81 205V207H76L77 205H75V204H73L72 203ZM180 201V202H179ZM182 201V202H181ZM15 202V203H14ZM28 202V203H27ZM10 203V204H9ZM66 203V204H65ZM71 203H72V205L74 206L75 205V209L72 211V212H69V211H71V208L73 207L72 205H71ZM75 203V202H74ZM160 203V204H159ZM17 204H18V206H17ZM48 204V205H47ZM198 204V205H197ZM13 205V206H12ZM20 205V206H19ZM36 205V206H35ZM69 205H71L70 206V209H68L67 210V208H69L68 206ZM164 205V204H163ZM6 206V207H5ZM5 207V208H4ZM24 207V208H23ZM36 207V208H35ZM62 207V208H61ZM200 207H201V209H200ZM19 208H21V209H23V210H21V209H19ZM122 209V210H124L125 209V214L126 215H124L122 218H124V219H118V211H119V209ZM131 208V209H130ZM147 208V209H146ZM168 208V210H171L170 212H173L174 214H175V212H176V214H178V215H176L177 217H176V219H177V222L179 223H177V230H175L174 232H173V235H172V233H170V235H167V233H163L164 231H162L161 230V227H159L162 223L159 221V219H161L160 217H162V214H164L165 212L167 213V212H169L168 210H166ZM195 208V209H194ZM3 209V210H2ZM40 209H41V211H42V213H40L41 211H40ZM120 209V210H121ZM149 209V210H148ZM197 209V210H196ZM2 210V211H1ZM117 210V211H116ZM153 210V211H152ZM155 210V211H154ZM178 210V211H177ZM9 211H10V213H9ZM20 211H22L23 212V214H22V212H20ZM29 211V212H28ZM62 211V212H61ZM67 211H68V213H70V214H68L67 213ZM116 211V212H115ZM151 211V212H150ZM180 211V212H179ZM187 211H191V212H187ZM194 213H193V212ZM206 211L207 212H216L217 211V215L219 214L220 215V212L222 213V215H220V216H215V214L214 215H211V217H208L207 215L208 214H211V213H207L206 214ZM218 211H220L219 213H218ZM248 213H247V212ZM46 212V213H45ZM47 212H48V214H47ZM53 212H55V213H53ZM152 212L154 213V214H152ZM200 214H199V213ZM204 212V213H203ZM240 212V213H239ZM7 213V214H6ZM16 213V214H15ZM27 213H28V216H27ZM58 213H59V215H58ZM115 213H117V214H115ZM157 213V215L159 214V215H161V216H159L158 215V217H159V219L157 218V215H155ZM180 213V214H179ZM182 213H183V215H182ZM228 215H227V214ZM3 214V215H2ZM11 214V215H10ZM52 214H54L55 216L52 218ZM58 216H57V215ZM61 214V215H60ZM154 215V217L156 216V218L154 219V218H152V216H149L148 217V215ZM204 214V215H203ZM226 214V215H225ZM6 215V216H5ZM11 216V218H10V216ZM43 215V216H42ZM180 215V216H179ZM202 215V216H201ZM2 216V217H1ZM61 216H63V217H61ZM23 217V216H22ZM61 218V219H58V218ZM183 217V218H182ZM10 218V219H9ZM23 218V219H24ZM51 218V219H50ZM115 218H117V219H115ZM148 218H152V219H154V221H153V223H152V220L151 219H148ZM182 218V219H181ZM203 218V219H202ZM221 218V219H220ZM247 218H248V220L249 219H251V220H247ZM254 218V219H253ZM260 218V219H259ZM4 219V220H3ZM8 219H9V221H8ZM54 221H53V220ZM57 219V220H56ZM87 219V220H86ZM243 219V220H242ZM3 220V221H2ZM115 220L117 221V222H115ZM149 222V224L147 223V221ZM179 220V221H178ZM211 220V221H210ZM224 220V221H223ZM239 220V221H238ZM262 220V221H261ZM61 221V222H60ZM120 221V222H119ZM130 221V222H129ZM155 221H158V223L159 224H157V222H155ZM213 221V222H212ZM216 221V222H215ZM218 221V222H217ZM221 221V222H220ZM227 221V222H226ZM244 221V222H243ZM246 221H248L249 223H247ZM253 221V222H252ZM7 222V223H6ZM47 223V224H45V223ZM121 223V225L119 224V223ZM220 222V223H219ZM239 222V223H238ZM258 222V223H257ZM260 222V223H259ZM125 223H127V224H125ZM131 224V225H129V224ZM153 225H152V224ZM222 223V224H221ZM225 223H226V225H225ZM248 225H247V224ZM257 225H256V224ZM54 224V225H53ZM157 224V225H156ZM182 224V225H181ZM211 224H212V227H211ZM220 224V225H219ZM252 224V226L250 227V225ZM3 225V226H2ZM45 225V226H44ZM50 225L52 226V227H50ZM124 225H125V227H124ZM126 225H127V228L128 227H130V229H131V232L132 233H135V235H137V238H135V239H130V238H126L127 240H124V239H122V238H119V239H117L118 237H119V234H117V233H120V231L122 230V229H120V227L119 226H121V228H126ZM143 225V226H142ZM148 225V226H147ZM155 225V226H154ZM159 225V226H158ZM229 225V226H228ZM236 225V226H235ZM245 225V226H244ZM255 225H256V227H255ZM259 225H261V227L259 226ZM47 226V227H46ZM55 226V227H54ZM132 226H133V228H132ZM179 226H181V228H182V230L180 229V227ZM183 226V227H182ZM238 226V227H237ZM246 226H249L250 228H248V227H246ZM258 226H259V228H258ZM263 226V227H262ZM50 227V228H49ZM149 227V228H148ZM160 229H158V228ZM219 227H221V228H219ZM227 227V228H226ZM152 228V229H151ZM179 228V229H178ZM212 228V229H211ZM231 228V229H230ZM239 228V229H238ZM255 228V229H254ZM51 229V230H50ZM53 229V230H52ZM137 229H140V230H138V231H140V232H138L137 233ZM185 229V230H184ZM236 231H235V230ZM238 229V230H237ZM241 229V230H240ZM120 230V231H119ZM179 230V231H178ZM233 231V233H232V231ZM257 230V231H256ZM258 230H259V234L258 233H256V232H258ZM53 231V232H52ZM136 231V232H135ZM162 231V232H161ZM229 231V232H228ZM263 231V232H262ZM150 232V233H149ZM236 232V233H235ZM239 232V233H238ZM245 232V233H244ZM261 232V233H260ZM0 233H2L1 231H0ZM137 233V234H136ZM139 233H141V234H139ZM146 233H149V235H150V237H148L147 235L148 234H146ZM175 233H176V235H175ZM183 233V235H181ZM212 233V234H211ZM235 233V234H234ZM169 234V233H168ZM179 234V236H177ZM230 234V235H229ZM237 237H235L234 235ZM6 234H4L3 235V237L5 236ZM213 235H214V238H212L213 237ZM235 237H233V236ZM240 235V236H239ZM244 236V238H243V236ZM246 235V236H245ZM47 238H46V237ZM167 236V237H166ZM182 236V237H181ZM256 236V237H255ZM0 237H2L1 235H0ZM8 237V236H7ZM6 237V238H7ZM42 237H43V240H41L42 239ZM89 237V238H88ZM141 237H143V238H141ZM217 237V236H216ZM228 237V238H227ZM240 237V238H239ZM260 237V238H259ZM36 239V240H33V239ZM86 238V239H85ZM167 238V239H166ZM172 238H173V240H175V241H173L172 240ZM197 238V239H196ZM233 238V239H232ZM256 238V239H255ZM84 239V240H83ZM90 239V240H89ZM193 239H196V240H193ZM233 241H232V240ZM244 239V240H243ZM254 239V240H253ZM122 240V241H121ZM124 240V241H123ZM129 240H131V241H129ZM132 240L134 241V242H132ZM150 240V239H149ZM241 240H242V242H241ZM33 241H34V244H33ZM43 241V242H42ZM87 241H89V244L87 243ZM90 241H91V243H96L97 245H98V247H97V245H95V247H97V248H95V247H93V245L91 244V248L89 247V245H90ZM129 243L128 245H127V242ZM158 241V242H157ZM166 241H167V243H166ZM171 241V242H170ZM215 241V242H214ZM256 242V243H254V242ZM24 242V243H23ZM41 242V243H40ZM84 242V243H83ZM123 242H125V244L123 243ZM130 242H132V243H130ZM199 242V243H198ZM220 242H222V241H220ZM231 242V243H230ZM234 242V243H233ZM237 242V245H234L235 243ZM241 244H240V243ZM26 243V244H25ZM45 243H46V245H45ZM80 243V244H79ZM88 244V246H87V244ZM121 243H122V245H121ZM171 245H170V244ZM215 245H214V244ZM217 243V244H216ZM246 243V244H245ZM39 244H40V247H39ZM191 244H194V245H191ZM223 244V243H222ZM238 244H240V249H239V245ZM244 244V245H243ZM25 245V246H24ZM35 245H36V247H35ZM38 245V246H37ZM42 245V246H41ZM44 245V246H43ZM71 245V246H70ZM80 245V246H79ZM236 247H234V246ZM245 245H246V249H245ZM21 246V247H20ZM24 246V247H23ZM28 246H30L29 248H31L30 250V254L31 255H33L32 257H33V259H34V257H35V259H34V261H32L31 259H30V257L28 258L27 257V259H21L22 258V255H21V253H18V252H21V250L20 249H18V248H23V250H27V253L29 252V250H28ZM48 246V247H47ZM53 246H54V248H53ZM76 246H77V248H76ZM100 246V247H99ZM121 246H125L124 248H126V249H124L123 247H121ZM132 246V247H133ZM168 246L169 247H171V249H169L168 250ZM242 246V247H241ZM255 246V247H254ZM36 249H35V248ZM42 247H44L43 249H42ZM45 247H46V249H45ZM68 247H70V248H68ZM93 247V248H92ZM103 247V248H102ZM214 247V248H213ZM257 247H258V249H257ZM37 248H41L40 250L42 251V254H41V251L38 249L37 250ZM47 248H49V249H47ZM53 248V249H52ZM102 248V249H101ZM108 248V249H107ZM254 248H255V252H254ZM260 248V249H259ZM34 249V250H33ZM45 249V250H44ZM55 249V250H54ZM67 249V250H66ZM74 249H76V250H74ZM98 249V250H97ZM113 249H114V251H113ZM212 249V250H211ZM235 249V250H234ZM243 249V250H242ZM245 249V250H244ZM263 251H262V250ZM14 250L15 251H17V253L18 254H20L21 256V258L19 257V255L16 253H14ZM19 250V251H18ZM22 250V251H23ZM53 251V253H50V254H48L49 252H51V251ZM62 250V251H61ZM64 250V251H63ZM101 250V251H100ZM134 250V249H133ZM168 250V251H167ZM236 250H238V251H236ZM240 250H242V251H240ZM45 253H44V252ZM47 251V252H46ZM58 253H57V252ZM215 251V250H214ZM262 251V252H261ZM62 252V253H61ZM77 252V253H76ZM114 252V253H113ZM125 252V253H124ZM126 252H128V253H126ZM132 252V253H131ZM236 252H240L241 253V255H239L238 253H236ZM246 253V254H244L243 255V253ZM254 252V253H253ZM257 252H258V254L260 255L261 253V257L257 254ZM261 252V253H260ZM26 253V252H25ZM26 253V254H27ZM115 253H116V255H115ZM131 253V254H130ZM166 253V254H165ZM234 253V254H233ZM26 254H23L24 255V257H26V256H30V254L29 255H26ZM55 254V255H56ZM71 254V255H70ZM117 254H118V256H117ZM121 254H122V257H119V256H121ZM258 255V257H257V255ZM26 255V256H25ZM38 255V256H39ZM236 255H238V257H239V259H238V257L236 256ZM252 255H253V257L256 255V257H254L255 259L253 260V257H252ZM69 256V257H68ZM75 256V257H76ZM138 256H140L139 254H138ZM18 257V258H17ZM31 257V258H32ZM165 257V258H164ZM244 257H246V258H244ZM74 258V257H73ZM133 258L134 259H136L137 258V255L135 254L134 256H133ZM213 258V259H212ZM262 258V259H261ZM154 259V260H153ZM235 259H236V261H235ZM244 259V260H243ZM247 259V260H246ZM257 259V260H256ZM7 260H9V261H7ZM25 260V261H24ZM31 260V261H30ZM153 260V261H152ZM159 260V261H158ZM234 260V262H232ZM241 260V261H240ZM249 260V261H248ZM256 260V261H255ZM150 261H152V262H150ZM238 261V263H236ZM246 261H248V262H246ZM252 261V262H251ZM259 261H260V263H259ZM216 262V263H215ZM258 262V263H257ZM35 264V263H34Z\"/></svg>", "mask_w": 264, "mask_h": 264}]
</instances>
